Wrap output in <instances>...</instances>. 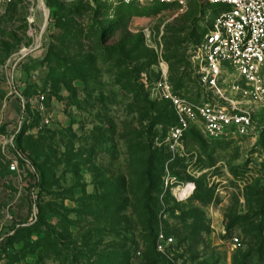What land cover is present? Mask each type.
Wrapping results in <instances>:
<instances>
[{
    "label": "rangeland",
    "instance_id": "1",
    "mask_svg": "<svg viewBox=\"0 0 264 264\" xmlns=\"http://www.w3.org/2000/svg\"><path fill=\"white\" fill-rule=\"evenodd\" d=\"M213 12L0 3V264H264V110L158 151L164 94L211 96L194 60Z\"/></svg>",
    "mask_w": 264,
    "mask_h": 264
},
{
    "label": "built area",
    "instance_id": "2",
    "mask_svg": "<svg viewBox=\"0 0 264 264\" xmlns=\"http://www.w3.org/2000/svg\"><path fill=\"white\" fill-rule=\"evenodd\" d=\"M123 4L154 5L182 0H116ZM220 7L197 46L194 70L198 83L211 96L192 102L167 91L175 115L164 138L174 155L183 135L195 125L208 138L246 135L254 108L264 110V0H203ZM34 0H0L10 4ZM9 170H17L11 163ZM162 238V234L158 235Z\"/></svg>",
    "mask_w": 264,
    "mask_h": 264
},
{
    "label": "trees",
    "instance_id": "3",
    "mask_svg": "<svg viewBox=\"0 0 264 264\" xmlns=\"http://www.w3.org/2000/svg\"><path fill=\"white\" fill-rule=\"evenodd\" d=\"M117 3H119V4H123V3H121V2H118L117 1ZM123 5H134V4H123ZM136 5V4H135ZM209 5V4H208ZM210 7H211V9L214 11L213 12V15H215L218 11H219V9H220V7H217V6H214V5H209ZM197 77V76H196ZM171 106V105H170ZM158 112H159V110H158ZM171 118H172V123H171V125H173L174 123H175V115H174V112H173V110H172V107H171ZM192 129V127L191 128H189L187 131H186V133L189 131V130H191ZM210 139H215V138H210ZM158 151L161 153V154H164L165 156H167V155H169L168 153V151H166V149H164V148H158ZM144 153V152H143ZM144 155L146 156L147 155V153L145 154L144 153ZM158 159V161H157V163H159V161L161 160V158H157ZM156 183H157V181H156ZM146 213L148 214V217H147V223H149V226H147V228L148 229H151L152 228V226H150L151 224L150 223H152V220H153V218H155V215L154 214H152V212L150 211V209H149V211H146ZM257 229V228H256ZM154 229H152V231H153Z\"/></svg>",
    "mask_w": 264,
    "mask_h": 264
}]
</instances>
